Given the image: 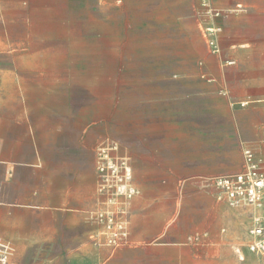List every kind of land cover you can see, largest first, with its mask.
Instances as JSON below:
<instances>
[{
  "label": "rangeland",
  "instance_id": "374dc122",
  "mask_svg": "<svg viewBox=\"0 0 264 264\" xmlns=\"http://www.w3.org/2000/svg\"><path fill=\"white\" fill-rule=\"evenodd\" d=\"M228 1L215 55L200 0L151 21L141 0H0V104L81 105L98 130L83 151L114 142L141 197L177 193V242L129 240L95 264H264L247 248L252 209L219 201L210 183L242 169L244 146L264 155V0ZM179 151L194 172L161 174L153 155Z\"/></svg>",
  "mask_w": 264,
  "mask_h": 264
},
{
  "label": "crops",
  "instance_id": "0c3cea01",
  "mask_svg": "<svg viewBox=\"0 0 264 264\" xmlns=\"http://www.w3.org/2000/svg\"><path fill=\"white\" fill-rule=\"evenodd\" d=\"M193 1L141 0V16L151 21L162 15H187ZM227 1L212 0L225 14L218 20L223 26L221 46L228 18L222 6ZM241 8L237 2L232 11ZM95 124L91 111L83 114L81 105L0 104V239L13 249L8 264H67V259L95 264L110 251L91 240L98 225L90 213L101 197L98 148L82 149L98 135ZM153 156L161 161L157 165L161 174L168 170L183 173V169L194 172L192 152ZM171 156H177V163L171 164ZM136 173L139 192L124 203L129 240L139 245L177 242L176 228H172L177 222V193L159 190L157 199L141 197L140 172ZM176 181L170 183L176 185Z\"/></svg>",
  "mask_w": 264,
  "mask_h": 264
},
{
  "label": "built area",
  "instance_id": "2783aa9c",
  "mask_svg": "<svg viewBox=\"0 0 264 264\" xmlns=\"http://www.w3.org/2000/svg\"><path fill=\"white\" fill-rule=\"evenodd\" d=\"M200 1L202 34L210 52L220 55L223 26L218 20L225 14L212 5V0ZM224 64L232 65L234 61L226 60ZM117 146L106 141L98 147L97 170L102 198L90 213V219L99 227L91 235L93 244L113 251L129 242L130 230L124 203L139 192L133 184L131 165L127 157L116 154ZM243 157V167L239 172L215 177L210 183L217 189L219 201H226L232 208L252 209L247 248L264 256V155L254 147L244 146ZM195 238L198 240L200 236ZM12 252V247L0 239V264H8Z\"/></svg>",
  "mask_w": 264,
  "mask_h": 264
}]
</instances>
